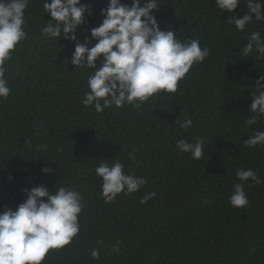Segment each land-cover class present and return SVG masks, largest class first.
<instances>
[{"label": "trees", "instance_id": "16d2710c", "mask_svg": "<svg viewBox=\"0 0 264 264\" xmlns=\"http://www.w3.org/2000/svg\"><path fill=\"white\" fill-rule=\"evenodd\" d=\"M44 2L28 0L27 38L6 61L11 91L0 99V212L16 210L24 190L39 185L49 193L60 187L80 193L78 234L49 250L42 264H264V145L244 144L264 131V116L246 124L264 58L255 48L248 57L240 54L251 33L264 38V20L253 14L242 31L228 22L247 12V0L231 13L215 0H159L152 12L159 28L182 42L199 40L209 56L193 64L175 93L98 113L82 104L94 69L70 63L73 41L42 35L50 19ZM121 2L131 6V0ZM81 3L89 5L76 33L83 41L102 22L108 0ZM186 118L193 121L188 129L176 122ZM198 137L204 141L199 160L176 146ZM105 161L121 162L125 174L146 184L106 203L95 172ZM45 166L55 171L42 173ZM237 169H252L261 183L237 180ZM235 183L244 185L243 208L229 203ZM149 192L155 196L141 204Z\"/></svg>", "mask_w": 264, "mask_h": 264}, {"label": "clouds", "instance_id": "9594fccd", "mask_svg": "<svg viewBox=\"0 0 264 264\" xmlns=\"http://www.w3.org/2000/svg\"><path fill=\"white\" fill-rule=\"evenodd\" d=\"M240 0H215L221 12H233ZM142 4V6H141ZM28 0H0V99L10 94L5 79V64L11 59V51L27 38L23 29L26 21L24 10ZM44 12L50 14L49 21L42 29V35L74 42L70 63L82 69H94L88 77L89 92L85 93L82 104L93 106L102 112L113 105L122 107L125 103L139 108L155 94L175 93L178 82L189 72L194 63H202L210 53L201 48L199 40L182 42L176 39L172 30L159 28L153 10H159V0H131V6L121 0H108L100 10L103 16L99 26L90 29V36L81 41L77 28L85 23L89 5L81 0H45ZM264 20V0H247V12L242 17H228L238 31L253 20ZM96 43L91 45V41ZM91 45V46H90ZM255 48L257 58H264V38L259 31L251 33L241 55L248 57ZM99 65V66H98ZM264 74L255 82V92L249 106L251 115L247 125L264 116ZM102 101V103H101ZM184 129L192 127L189 118L176 121ZM248 147L264 145V131H256L244 141ZM204 141L197 138L195 143L184 139L176 142L182 152L190 153L193 159L203 156ZM46 150L47 145H40ZM42 173L55 171L42 167ZM102 178V198L106 203L115 200L121 192L130 194L146 184L143 177L125 174L119 161L109 165L101 162L95 169ZM237 180H251L261 183L252 169H237ZM229 197L232 207L248 205L243 183H235ZM26 199L16 210L5 208L0 212V264H42L49 250L61 249L70 244L80 229L78 216L82 210L80 193L70 187L55 188L49 193L43 185L24 190ZM155 196L149 192L140 199L144 204ZM46 198V199H42ZM91 256L99 259V251L93 249Z\"/></svg>", "mask_w": 264, "mask_h": 264}]
</instances>
